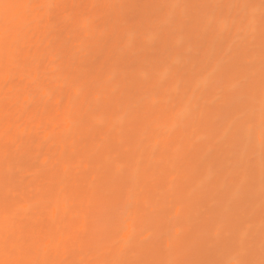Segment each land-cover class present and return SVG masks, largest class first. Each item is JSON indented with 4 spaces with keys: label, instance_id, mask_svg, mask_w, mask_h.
I'll return each mask as SVG.
<instances>
[{
    "label": "rangeland",
    "instance_id": "374dc122",
    "mask_svg": "<svg viewBox=\"0 0 264 264\" xmlns=\"http://www.w3.org/2000/svg\"><path fill=\"white\" fill-rule=\"evenodd\" d=\"M40 1L0 0V207L14 229L42 230L35 239L21 226L24 240L0 221L19 242L41 238L13 262L264 264V0H49L33 11ZM15 18L26 27L16 50L6 40Z\"/></svg>",
    "mask_w": 264,
    "mask_h": 264
},
{
    "label": "bare ground",
    "instance_id": "6f19581e",
    "mask_svg": "<svg viewBox=\"0 0 264 264\" xmlns=\"http://www.w3.org/2000/svg\"><path fill=\"white\" fill-rule=\"evenodd\" d=\"M48 1H49V0H41L38 4H36L35 6L31 7V9H33V11H34V10L36 11L37 9H39V7H42V8H43V7H46ZM53 1H54V0H53ZM63 1H64V0H63ZM74 1H75V0H74ZM81 2H82V1H81ZM107 2H108V1H107ZM120 2H121V1H120ZM58 3H59V2H58ZM61 3H62V2H61ZM65 3H66V1H65ZM79 3H80V2H79ZM108 3H109V2H108ZM51 4H53V3H51ZM80 4H81V3H80ZM104 4H105V3H104ZM121 4H122V3H121ZM56 6H57V5H56ZM61 6H62V5H61ZM70 6H71V5H70ZM72 6H74V5H72ZM77 6H78V5H77ZM130 6H132V5H130ZM53 7H54V9H55V6H53ZM58 7H59V6H58ZM62 7H63V6H62ZM74 7L76 8V6H74ZM74 7H73V9H74ZM123 8H124V7H123ZM125 8H126V7H125ZM50 9H51V8H50ZM65 9H66V7H65ZM73 9H72V10H73ZM80 9H81V8H80ZM130 9H131V8H130ZM57 10H59V9H57ZM75 10H76V9H75ZM77 10H78V9H77ZM122 10H123V9H122ZM125 10H126V9H125ZM40 11H41V10H40ZM49 11H50V10H49ZM51 11H52V10H51ZM55 11H56V10H55ZM63 11H64V10H63ZM65 11H66V10H65ZM82 11H83V10H82ZM56 12H57V11H56ZM80 12H81V11H80ZM91 12H92V11H91ZM93 12H95V11H93ZM128 12H129V11H128ZM36 13H37V12H36ZM52 13H53V12H52ZM52 13L50 12V14H52ZM59 13H60V12H59ZM61 13H62V12H61ZM61 13H60V14H61ZM71 13H72V12H71ZM71 13H69V14H71ZM78 13H79V12H78ZM84 13H85V12H84ZM39 14H40V13H39ZM63 14H64V13H63ZM75 14H76V13H75ZM81 14H82V13H81ZM81 14H79V15H81ZM55 15H56V13H55ZM58 15H59V14H58ZM58 15H56L55 17H58ZM79 15H78V16H79ZM91 15H92V14H91ZM38 16H39V15H38ZM70 16H72V17L75 18V15H74V14H73V15H70ZM83 16H85V15L83 14ZM88 16H89V14H88ZM76 17H77V16H76ZM80 17H81V16H80ZM86 17H87V14H86ZM51 18H53V16L50 17V19H51ZM77 18H78V17H77ZM15 19H16V21H17L16 24H18V25H17L14 29H13V26H14V25L11 26V30L13 31V34L10 35V36H9V34H8V36H9L8 38H9V39H8V38L6 39V40H9V41L11 42L10 45H11V44L14 45L15 41H17V39H16V35H15L16 33H14V32H16L15 30H16V29H17V30L19 29V31H20V28H22V29L26 28V27H20L21 22H23L22 19H20V18H15ZM61 19H62V18H61ZM36 20H37V19H36ZM59 20H60V19H58V21H59ZM70 20H72V19L70 18ZM85 20H87V19H85ZM44 21H45V20H44ZM49 21H50V20H49ZM75 21H77V20H75ZM81 21H84V18H83V20L81 19ZM87 21H89V20H87ZM91 21H92V20H91ZM91 21H90V22H91ZM41 22H43V21L41 20ZM41 22H40V23H41ZM69 22H70V21H69ZM69 22H66L65 24L68 25ZM73 22H74V20H73ZM73 22H72V24H73ZM79 22H80V21H79ZM126 22H128V21H126ZM126 22H125V23H126ZM23 23H25V22H23ZM60 23H61V22H60ZM84 23H85V24H84ZM84 23L82 22V24L86 25V22H85V21H84ZM121 23H122V22H121ZM16 24H15V25H16ZM54 24H55V23H54ZM61 24H62V23H61ZM61 24H60V25H61ZM72 24H71V25L69 24L68 26H69V27H72ZM1 25H2V24H1ZM9 25H10V24H9ZM34 25H36V24H34ZM41 25H42V24H41ZM67 25H66V26H67ZM74 25H75V23H74ZM88 25H89V23H88ZM123 25H125V24H124V21H123ZM126 25H127V24H126ZM29 26H31V25H29ZM56 26H58V25L56 24ZM64 26H65V25H64ZM64 26H61V27L63 28ZM81 26H82V25H81ZM4 27H5V29H7V30L10 29V26L4 25ZM18 27H20V28H18ZM27 27H28V26H27ZM35 27H36V26H35ZM35 27L33 26V29H35ZM40 27H41V26H40ZM40 27H39V28H40ZM46 27H47V26H46ZM46 27H45V28H46ZM87 27H88V26H87ZM0 28L2 29V26H1ZM53 28H54V26H53ZM55 28H57V27H55ZM65 28H66L65 30H68V29H69V28L67 29V27H65ZM78 28H79V27H78ZM78 28H76V29H74V30H77ZM82 28H83V27H82ZM31 29H32V27H31ZM37 29H38V26H37ZM85 29H86V28H85ZM7 30H6V31H7ZM35 30H36V29H35ZM43 30H44V28H43ZM86 30H87V29H86ZM26 31H27V30H26ZM33 31H34V30H33ZM40 31H41V30H40ZM62 31H63V30H62ZM71 31H73V30H71ZM17 32H18V31H17ZM67 32H69V31H67ZM140 32H142V31H140ZM27 33H29V31H28ZM71 33H73V32H71ZM78 33H79V32H78ZM38 34H39V33H38ZM128 34H129L128 36H130V39H128V40H131V37H132L133 35L131 36L130 33H128ZM23 35H24V34H23ZM28 35H29V34H28ZM141 35H142V34H141ZM145 35H146V36H145ZM145 35H144V36L142 35V36H143L144 38H145V37H148V35H147L146 33H145ZM42 37H43V35H42ZM108 37H111V36H108ZM112 37H113V36H112ZM135 37H136V35H135ZM33 38H34V37H33ZM35 38H36V37H35ZM37 38L39 39V36H38ZM1 39L3 40L4 38L1 37ZM19 39H20V38H19ZM40 39H41V38H40ZM133 39H134V38H133ZM20 40H21V39H20ZM20 40H18V41H20ZM41 40H42V39H41ZM50 40H51V39H50ZM0 41H1V40H0ZM49 42H50V41H49ZM52 42H53V41H52ZM16 43H17V42H16ZM16 43H15V45H16ZM50 43H51V42H50ZM71 43H72V42H71ZM73 43H75V42L73 41ZM73 43H72V44H73ZM41 44H42V43H41ZM72 44H71V45H72ZM0 45H1V44H0ZM15 45H14V47H13V46H10V47L15 49ZM52 45H53V43H52ZM74 45H75V44H74ZM77 45H78V44H77ZM10 47H9V48H10ZM55 47H56V45H55ZM82 47H83V46H82ZM109 47H110V46H109ZM113 47H114V46H113ZM11 48H10V49H11ZM42 48H43V47H42ZM78 48H79V47H78ZM0 49H3V48H0ZM15 50H16V49H15ZM15 50H14V51H15ZM48 51H49V50H48ZM52 51H54V50H52ZM110 52H111V50H110ZM49 53H50V52H49ZM0 59H1V58H0ZM8 60H9V59L7 58V61H8ZM10 60H11V59H10ZM10 60H9V61H10ZM1 61H4V60H0V62H1ZM1 63H2V62H1ZM8 63H9V62H8ZM2 65H3V64H2ZM10 65H11V64H10ZM10 65H8V67H9ZM6 66H7V63H6V65H5V68H6ZM11 66H12V65H11ZM12 67H13V66H12ZM18 67H19V66H18ZM176 67H177V66H176ZM15 68H16V67H15ZM1 69H2V68H0V80L4 82V81L6 80V78H5V76H4L5 73H3L4 70H1ZM6 69H7V68H6ZM10 69H11V68H10ZM16 69H17V68H16ZM176 69H177V68H175V70H176ZM22 70H24V69H22ZM177 70H178V69H177ZM7 71H8V69H7ZM12 71H13V70H12ZM17 71H18V70H17ZM138 71L140 72V70H138ZM19 72H20V71H19ZM135 72H136V71H135ZM139 72H137V73H139ZM108 73H109V72H108ZM137 73H136V75H138ZM140 73H141V74H139V76H140L141 78H142V76L144 77V75H142L143 73H142V72H140ZM160 73H161V71H160ZM160 73L158 72V74H160ZM101 74H102V73H101ZM161 74H162V73H161ZM14 75H15V74H14ZM106 75H107V73H106ZM172 75H174V74H172ZM6 76H7V75H6ZM17 76H18V75H17ZM21 76H23V75H21ZM25 76H27V75L25 74ZM29 76H30V74H29ZM29 76H28V77H29ZM90 76H91V75H90ZM131 76L133 77V74H132ZM170 76H171V75H170ZM1 77H4L5 80H4V78H3V80H2ZM9 78H10V77H9ZM25 78H26V77H25ZM108 78H110V76L107 77V78H105V80L108 79ZM114 78H115V77H114ZM173 78H174V77H172V79H173ZM90 79H91V78H90ZM138 79H139V78H138ZM142 79H143V78H142ZM176 79H177V81H176ZM176 79H175V81H176L175 84L179 81L178 78H176ZM8 80H11V79H8ZM14 80H15V79H14ZM87 80H88V79H87ZM111 80H113V78H112ZM31 81H32V80H31ZM118 81H119V80H118ZM118 81H116V82H118ZM140 81H141V79H140ZM168 81H169V80H168ZM173 81H174V80H173ZM16 82H17V81H16ZM18 82H19V81H18ZM24 82H25V81H24ZM29 82H30V81H29ZM98 82H99V81H98ZM104 82H105V81H104ZM107 82H108V81H107ZM112 82H114V80H113ZM112 82H110V83L112 84ZM116 82H115V83H116ZM141 82H142V81H141ZM187 82H188V81H187ZM190 82H191V81H189L188 84H189L190 87H192L193 84L191 85ZM0 83H1V82H0ZM6 83H7V81H6L5 83H3V85H4V84L6 85ZM27 83H28V81H27ZM105 83H106V82H105ZM123 83H124V82H123ZM123 83H122V84H123ZM143 83H144V80H143ZM7 84H8V87H9V85H11V84H9V83H7ZM13 84H14V82L12 83V86H13ZM21 84H22V83H21ZM25 84H26V83H25ZM120 84H121V83H120ZM179 84H180V83H179ZM184 84H185V82H184ZM22 85H23V84H22ZM72 85H73V84H72ZM74 85H75V84H74ZM171 85L174 86V84H171ZM181 85H182V84H181ZM185 85H186V84H185ZM12 86H11V87H12ZM100 86H101V85H100ZM113 86H114V85H112V89H113ZM115 86H116V85H115ZM119 86H120V85H119ZM183 86H184V85H183ZM14 87H15V89L17 88V86H13V88H14ZM106 87H108V85H107ZM175 87H176V86H175ZM184 87H185V86H184ZM25 88H26V87H24V89H25ZM41 88H42V87H41ZM92 88H93V86H92ZM110 88H111V87H110ZM114 88H115V87H114ZM181 88H182V87H181ZM6 89H7V88H6ZM9 89H10V88H9ZM9 89H7V90H9ZM42 89H44V88H42ZM78 89H79V88H78ZM115 89H116V88H115ZM89 90H90V89H89ZM119 90H120V89H119ZM22 91H24V90H22ZM26 91H27V92H30V91H28V90H26ZM43 92H44V91H43ZM86 92H87V91H86ZM88 92H89V91H88ZM1 93H2V92H1ZM44 93L47 94L46 92H44ZM84 93H85V92H84ZM91 93H92V92H91ZM3 94H4V92H3ZM10 94H11V93H10ZM97 94H98V92H97ZM102 94H103V93H102ZM105 94H106V93H105ZM164 94H166V93L164 92ZM109 95H111V93H110ZM6 96H7V95H6ZM6 96H5V97H6ZM53 96H54V95H53ZM73 96H74V95H73ZM107 96H108V94H107ZM119 96H120V95H119ZM166 96H167V99H168V94H167ZM166 96H163V100H167V99H164V97H166ZM9 97H10V96H9ZM67 97H68V96H67ZM85 97H86V96H85ZM88 97H89V95H88ZM169 97H170V96H169ZM173 97H174V96H173ZM6 98H7V97H6ZM6 98H5V99H6ZM65 98H66V97H65ZM65 98H64V99H65ZM70 98H71V97H70ZM75 98H77V96H76ZM75 98H74V99H75ZM78 98H79V97H78ZM86 98H87V97H86ZM89 98H90V97H89ZM102 98H103V97H102ZM108 98H109V97H108ZM115 98H116V97H115ZM119 98H120V97H119ZM119 98H118V99H119ZM121 98H123V97H121ZM171 98H172V97H171ZM2 99H3V98H2ZM54 99H55V98H54ZM79 99H80V98H79ZM81 99H83V98H81ZM112 99H113V97H112ZM169 99H170V98H169ZM69 100H70V99H69ZM83 100H84V99H83ZM56 101H57V100H56ZM65 101H66V100H65ZM75 101H76V100H75ZM78 101L81 103L82 100H81V101L78 100ZM110 101H111V100H110ZM112 101H113V100H112ZM121 101H123V99H122ZM121 101H120V102H121ZM76 102H77V101H76ZM114 102H115V101H114ZM120 102H119V103H120ZM131 102H133V101H131ZM66 103H67V102H66ZM74 103H75V102H74ZM84 103H85V102H84ZM84 103H83V104H84ZM119 103L116 104V105H117V107H116L117 109L120 107V106L118 107V104H119ZM123 103H126V101L123 102ZM168 103H169V102H168ZM170 103H171V101H170ZM86 104H88V103H86ZM128 104H129V106H130V103H129V102H128ZM132 104H133V106H134V103H132ZM252 104H253V103H252ZM61 105H62V104H61ZM65 105H66V104H65ZM69 105H70V104H69ZM73 105H74V104H73ZM80 105H81V104H78L79 107H81ZM84 105H85V104H84ZM116 105L114 104V106H116ZM123 105H124V104H123ZM123 105H122V106H123ZM82 106H83V105H82ZM85 106H86V105H85ZM137 106H139V105H137ZM147 106H148V105H147ZM79 107H77V110L80 109ZM87 107H88V106H87ZM87 107H84V109H87ZM125 107H128V106H125ZM143 107H144V106H143ZM145 107H146V106H145ZM150 107H151V106H150ZM162 107H163V106H162ZM190 107L193 108V106H190ZM253 107H254V105H253ZM61 108H62V107H61ZM63 108H65V107L63 106ZM63 108H62V109H63ZM71 108H72V107H71ZM81 108H83V107H81ZM120 108H121V107H120ZM139 108H140V107H139ZM153 108H155V107H153ZM156 108H157V107H156ZM158 108H159V107H158ZM124 109H125V108H124ZM124 109H123V110H124ZM126 109H127V108H126ZM74 110H76V104H75V108L73 109V112H75ZM82 110H83V109H82ZM82 110H78V111L81 112ZM90 110H91V109H90ZM90 110H89V111H90ZM113 110H114V108H113ZM121 110H122V109H121ZM127 110H130V109H127ZM133 110H134V108H133ZM133 110H132V111H133ZM144 110L146 111V109H144ZM150 110H151V108H150ZM150 110H149V111H150ZM152 110H153V109H152ZM157 110H158V109H157ZM58 111H59V110H58ZM63 111H64V109H63ZM69 111L71 112L72 110H69ZM84 111H85V110H84ZM124 111H125V110H124ZM154 111H155V110H154ZM159 111H160V110H159ZM70 112L68 113V115L70 114ZM73 112H72V115H73ZM86 112L88 113V111H86ZM91 112H93V111H91ZM128 112H129V111H128ZM146 112H147V111H146ZM62 113H64V112H62ZM94 113H95V112H94ZM149 113H150V112H149ZM152 113H153V112H152ZM76 114H77V113H76ZM78 114H79V113H78ZM85 114H86V113H85ZM115 114L120 118L119 114H120V115H121V114H124V112L118 113V110H117V113H115ZM115 114H114V115H115ZM125 114H126V113H125ZM125 114H124V116H126ZM127 114H128V113H127ZM74 115H75V114H74ZM81 115H82V114H81ZM81 115L79 114L80 117H81ZM83 115H84V114H83ZM91 115H92V114H91ZM111 115H112V114H111ZM49 116H50V114H49ZM59 116H60V115H59ZM61 116H62V115H61ZM77 116H78V115H77ZM84 116H86V115H84ZM84 116H82V117L84 118ZM117 116H116V117L114 116V117L117 119ZM121 116H122V115H121ZM129 116H130V115H129ZM69 117L71 118V115H69ZM72 117H73V116H72ZM92 117H93V115H92ZM96 117H97V121H96ZM99 117H100V119H101V116L99 115V116H94L91 120H95L96 123H97L98 121H100V120H98ZM114 117H113V118H114ZM127 117H128V115H127ZM74 118H76V117H73V119H74ZM89 118H90V117H89ZM113 118H112V119H113ZM119 118H118V119H119ZM160 118H161V117H159L158 119H160ZM163 118H164V117H163ZM2 119H3V120H6L5 118H2ZM7 119H8V118H7ZM79 119H80V118H79ZM85 119H86V118H85ZM112 119H109V120H112ZM120 119H121V121H122V119H124L123 116H122ZM126 119H127V118H126ZM0 120H1V117H0ZM8 120H9V119H8ZM8 120H7V122H8ZM46 120H47V119H46ZM55 120H56V119H55ZM70 120H71V119H69L66 115H63V117L60 119L61 125H63L64 127H68L69 125L72 126L73 124L76 123V122H75V123L72 124V123L70 122ZM80 120H81V119H80ZM103 120H104V117H103ZM114 120H115V119H114ZM114 120H112V121H114ZM129 120H132V119H130V117H129ZM72 121H73V120H72ZM77 121H78V120H77ZM84 121H85V120H84ZM88 121H89V120H88ZM88 121H87V122H88ZM95 121H94V122H95ZM101 121H102V119H101ZM104 121H105V120H104ZM117 121H118V120H117ZM117 121H116V122H117ZM44 122H45V121H44ZM44 122H43V123H44ZM119 122H120V121H119ZM119 122H118V123H119ZM131 122H132V121H131ZM160 122H161V121H160ZM160 122H159V126L163 124V122H162V124H160ZM82 123H83V122H82ZM82 123H81V126H82ZM85 123H86V122H85ZM89 123L91 124V122H89ZM0 124H2L1 121H0ZM48 124H49V123H48ZM53 124H54V123H53ZM83 124H84V123H83ZM99 124H100V122H99ZM101 124H102V123H101ZM106 124H107V123H106ZM111 124H112V123H111ZM111 124H110L109 126H112ZM9 125H11V124H9ZM46 125H47V124H46ZM78 125H79V123L77 122V126H78ZM0 126H1V128H2V129L0 130V132H1V133H0L1 135H0V136L3 135L2 138L0 139V142H3L2 140H3L4 134L6 133V132L4 133V131H6V130H3V129H5L6 127L3 128V125H0ZM43 126H44V125H43ZM90 126H91V125H90ZM104 126H105V125H104ZM69 127H70V126H69ZM73 127H74V125H73ZM93 127H94V126H93ZM100 127H101V126H100ZM107 127H108V126H107ZM107 127H106V128H107ZM114 127H115V126H114ZM11 128H12V127H11ZM85 128H86V127H85ZM91 128H92V127H91ZM94 128H95V127H94ZM108 128L110 129V127H108ZM76 129H77V128H76ZM82 129H83V128H82ZM86 129H87V128H86ZM97 129H98V128H97ZM111 129H112V127H111ZM61 130H62V129H61ZM65 130H66V129H65ZM88 130H89V129H88ZM92 130H93V129H92ZM98 130H99V129H98ZM100 130H101V129H100ZM106 130H107V129H106ZM73 131H74V129H73ZM75 131H76V130H75ZM83 131H84V129H83ZM86 131H87V130H86ZM93 131H94V130H93ZM101 131H102V130H101ZM80 132H81V130H80L78 133H80ZM89 132H90V131H89ZM97 132H100V131H97ZM103 132H105V130L102 131L101 133H103ZM107 132H108V131H107ZM114 132L117 133L116 130H115ZM3 133H4V134H3ZM7 133H8V132H7ZM90 133H91V132H90ZM105 133H106V132H105ZM110 133H111V132H110ZM110 133H109V134H110ZM75 134H76V133H75ZM86 134H87V133H86ZM97 134H98V133H97ZM103 134H104V133H103ZM109 134H108V135H109ZM112 134H113V133H112ZM112 134H111V135H112ZM68 135H69V134H68ZM83 135H84V134H83ZM91 135H92V134H91ZM91 135H90V136H91ZM94 135H95V134H94ZM105 135H106V134H105ZM119 135H120V134H119ZM79 136H80V135H79ZM97 136H98L99 138H101V139H102V137H103V135L101 136V134H100V135H97ZM100 136H101V137H100ZM109 136H110V135H109ZM5 137H6V136H5ZM5 137H4V138H5ZM8 137H9V136H8ZM10 137H11V136H10ZM77 137H78V136H76V138H77ZM85 137H86V139H87V136H85ZM88 137H89V135H88ZM112 137H113V136H112ZM83 138H84V136H83ZM81 139H82V137H81ZM81 139H80V140H81ZM88 139L90 140V138H88ZM94 139H95V138H94ZM94 139H93V140H94ZM101 139H100V140H101ZM108 139H109V138H108ZM4 140H5V139H4ZM8 140H9V139H8ZM97 140H98V139H97ZM100 140H99V141H100ZM106 140H107V139H106ZM116 140H117V139H116ZM116 140H115V141H116ZM71 141H72V140H71ZM77 141H79V140H77ZM94 141H95V140H94ZM99 141H98V142H99ZM103 141H104V140H103ZM115 141H114V142H115ZM75 142H76V141H75ZM81 142H82V141H80V144H81ZM84 142H85V141H84ZM87 142H88V141H86V143H87ZM98 142H97V143H98ZM100 142H101V141H100ZM16 143H17V142H16ZM101 143H102V142H101ZM75 144H77V143H75ZM88 144H89V142H88ZM98 144H99V143H98ZM0 145H1V144H0ZM65 145H66V144H65ZM162 145H163V144H162ZM74 146H75V145H74ZM94 146H96V145H94ZM160 146H161V145H160ZM65 147H66V146H65ZM77 147H78V145H77ZM86 147H88V146H86ZM162 147H163V146H162ZM168 147H169V146H168ZM2 148H4L3 143H2ZM2 148H0V149H2ZM135 148H136V147H135ZM158 148L161 149V147H158ZM67 149H68V148H67ZM80 149H81V148H80ZM80 149H79V150H80ZM91 149H92V148H91ZM94 149H95V148H94ZM97 149H98V148H97ZM113 149H114V148H113ZM159 149H158V150H159ZM2 150H3V149H2ZM103 150H104V149H103ZM141 150H142V149H141ZM163 150H164V148H163ZM173 150H175V149H173ZM67 151H68V150H67ZM80 151H81V150H80ZM84 151H85V149H84ZM114 151H115V150H114ZM139 151H140V150H139ZM139 151H138V152H139ZM155 151H156V150H155ZM171 151H172V149H171ZM3 152L5 153L4 150H3ZM3 152H2V153H3ZM94 152H95V151H94ZM115 152H116V151H115ZM158 152H161V151H158ZM173 152H175V151H172V153H173ZM176 152H177V151H176ZM83 153H85V152H83ZM118 153H119V152H118ZM129 153H130V152H129ZM139 154H140V152H139ZM158 154H160V153H158ZM162 154H163V153H162ZM2 155H3V154H2ZM9 155H10V154H9ZM89 155H90V154H89ZM97 155H98V154H97ZM104 155H105V154H104ZM172 155H173V154H172ZM175 155H176V154H175ZM175 155H174V156H175ZM87 156H88V155H87ZM100 156H101V155H100ZM111 156H114V155L111 154ZM130 156H131V154H130ZM158 156H159V155H158ZM164 156H165V154L163 155V157H164ZM167 156H168V155H167ZM10 157H11V156H10ZM78 157H79V156H78ZM92 157H93V156H92ZM106 157H107V156H106ZM141 157H142V156H141ZM89 158H90V157H89ZM160 158H161V157H160ZM44 159H45V158H44ZM101 159H104V158H101ZM106 159H109V158H106ZM118 159H119V158H118ZM140 159H141V158H140ZM142 159H143V158H142ZM165 159H166V158H165ZM167 159H168V158H167ZM53 160H54V159H53ZM104 160H105V159H104ZM110 160H111V159H109V162H110ZM112 160H113V158H112ZM144 160H145V159H144ZM147 160H148V159H147ZM102 161H103V160H102ZM102 161H101V162H102ZM120 161H121V160H120ZM96 162H97V161H96ZM111 162H112V161H111ZM114 162L116 163L117 161H114ZM114 162H112V163H114ZM47 163H48V161H46V164H47ZM56 163H57V162H56ZM56 163H55V165H56ZM87 163H88V162H87ZM115 163H114V164H115ZM146 163L149 164L150 161H147ZM116 164H117L118 166H120L121 168L123 167L122 165H119V163H116ZM143 164H144V163H143ZM73 165H74V164H73ZM96 165H97V164H96ZM136 165H137V163H136ZM145 165H147V164H145ZM56 166H57V165H56ZM58 166H59V165H58ZM66 166H67V165H66ZM78 166H79V165H78ZM111 166H113V165H111ZM147 166H148V165H147ZM51 167H52V166H51ZM59 167H60V166H59ZM68 167H69V166H68ZM80 167H81V166H80ZM95 167H96V166H95ZM114 167H115V165H114ZM115 168H116V167H115ZM115 168H113V169H115ZM121 168H120V170H121ZM141 168H142V167H141ZM73 169H74V168H73ZM73 169H72V170H73ZM108 169H109V168H108ZM113 169H112V170H113ZM116 169L118 170V168H116ZM116 169H115L114 171H117ZM138 169H139V168H138ZM52 170H54V169H51L50 171H52ZM70 170H71V169H70ZM87 170H88V169H87ZM54 171H55V170H54ZM54 171H53L52 173H54ZM110 171H111V170H110ZM114 171H113V172H114ZM122 172H123V171H122ZM42 173H46V174L49 175V172H46V171H45V172H42ZM70 173H72V172H70ZM107 173H108V172H107ZM109 173H110V172H109ZM111 173H112V171H111ZM114 173H115V172H114ZM46 174H44V175H46ZM57 174H58V173H57ZM77 174H79V173H77ZM97 174H98V173H97ZM97 174H96V175H97ZM41 175H42V174H41ZM41 175H40V176H41ZM44 175H43V176H44ZM48 175H47V176H48ZM47 176H46V177L44 176L45 179L47 178ZM76 176H77V175H76ZM81 176H82V175H81ZM89 176H90V175H89ZM89 176H87V177H89ZM105 176H106V175H105ZM112 176H113V175H112ZM37 177L39 178V176H37ZM41 177H42V176H41ZM44 177H43V178H44ZM74 177H75V175H74ZM90 177L92 178V176H90ZM97 177H98V176H97ZM55 178H56V177H55ZM59 178H60V177H59ZM78 178H79V176H78ZM45 179L41 180V182H42V181L45 182V181H44ZM49 179H51V178H48L47 180H49ZM52 179H53V178H52ZM63 179H65V177L62 178V180H63ZM74 179H75V178H74ZM81 179H82V178H80V180H81ZM85 179H86V178H85ZM89 179H90V178H89ZM96 179H97V178H96ZM96 179H95V180H96ZM118 179H119V178H118ZM53 180H54V179H53ZM59 180H61V179H59ZM70 180H71V178H70ZM70 180H69V181H70ZM75 180H76V179H75ZM91 180H92V179H91ZM104 180H105V179H104ZM39 181H40V180H38V182H39ZM49 181H50V180H49ZM55 181H56V179H55ZM55 181H54V182H55ZM64 181H65V180H64ZM66 181H67V180H66ZM71 181H72V180H71ZM73 181H74V180H73ZM84 181H87V180H84ZM105 181H106V180H105ZM43 182H42V183H43ZM54 182H53V183L50 182V183H52V185H53ZM81 182H82V181H81ZM90 182H91V181H90ZM57 183L59 184L60 181L57 182ZM61 183H62V182H61ZM83 183H84V182H83ZM93 183L95 184V182H93ZM93 183H92V184H93ZM109 183H110V182H109ZM39 184H40V183H39ZM46 184L49 185V182H47ZM86 184H87V182H86L84 185H86ZM88 184H89V183H88ZM98 184H99V183H98ZM105 184H107V183H105ZM110 184H111V183H110ZM113 184H115V183H113ZM113 184H112V186H113ZM42 185H43V184H40L39 186H42ZM48 185H46V186L48 187ZM54 185H55V184H54ZM90 185H91V184H90ZM90 185H89V187H88L89 189H90ZM6 186H7V185H6ZM39 186H38V187H39ZM43 186L46 187L45 185H43ZM43 186H42V187H43ZM94 186H95V185H94ZM120 186H121V185H120ZM42 187H41V188H42ZM44 187H43V189H44ZM49 187H50V186H49ZM58 187L62 188L61 185H59ZM58 187H57V188H58ZM85 187H86V186H85ZM91 187H92V185H91ZM57 188H56V190L58 191ZM116 188H117V187H116ZM39 189H40V188H39ZM47 189H48V188H47ZM49 189H50V188H49ZM53 189H54V187H53ZM65 189H66V188H65ZM83 189H84V188H83ZM62 190H63V189H62ZM86 190H87V188H86ZM39 191H41V190H39ZM46 191H47V190H45L44 192L46 193ZM50 191H53V190L50 189ZM57 191H56V192H57ZM87 191H88V190H87ZM89 191H90V190H89ZM42 192H43V190H42ZM48 192H49V191H48ZM59 192H60V191H59ZM67 192L69 193L70 190H69V191H66V194H68ZM83 192H84V191H83ZM83 192H82V193H83ZM91 192H92V190H91ZM54 193H55V192H54ZM62 193H63V192H62ZM62 193H60V194H62ZM43 194H44V193H43ZM48 194H49V193H48ZM58 194H59V193H58ZM66 194H65V195H66ZM72 194H73V193H72ZM72 194H71V195H72ZM85 194H86V193H85ZM14 195H15V194H14ZM41 195H42V194H41ZM45 195H46V194H45ZM62 195H63V194H62ZM52 196H53V195H52ZM68 196H69V195H68ZM39 197H40V196H39ZM45 197H47V196H44L43 198L45 199ZM48 197H49V195H48ZM37 198H38V197H37ZM37 198H36V199H37ZM50 198H51V197H50ZM63 198H65V197H63ZM15 199H16V198H15ZM58 199H59V198H58ZM42 200H43V199H42ZM62 200H63V199H62ZM0 202H1V201H0ZM44 202H46V201H44ZM63 202H65V201H61V199H60V202H58V201H57V202H56V201L53 202V203H55V205H52V208H51V213H52V214H51V216H53L55 212L57 213V211H63V210L65 209V203H63ZM69 202H70V201H69ZM2 203H3V202H2ZM41 203H42V202H41ZM41 203H39V204H41ZM67 203H68V201H67ZM89 203H90V202H89ZM37 204H38V203H37ZM39 204H38V205H39ZM43 204H44V203H43ZM43 204H41V206H42ZM45 204H46V203H45ZM50 204H52V203H50ZM85 204H86V203H85ZM43 207H45V206H43ZM68 207H70V205H69ZM49 208H50V207H49ZM71 208H72V207H71ZM0 209H1V207H0ZM4 209H5V208H3V211H2V209H1V211L4 212V213H2V216H0V221L3 222V223H2L3 225H4V223H6V225H7V223H10V222H9V220H8V222H7V218H6V216H8V214H9L8 212H9L11 209H5V210H4ZM46 209H48V207H47ZM69 209H70V208H69ZM69 209L67 208V210L70 212ZM72 209H73V208H72ZM72 209H71V210H72ZM6 210H7V211H6ZM8 210H9V211H8ZM49 210H50V209H49ZM49 210H48V211H49ZM73 210H74V209H73ZM1 211H0V212H1ZM45 211H46V210H45ZM71 212H72V211H71ZM5 213H6L7 215H4ZM65 213H66V212H65ZM47 214H48V213H47ZM63 214H64V213H63ZM72 214H74V213L72 212L71 215H72ZM0 215H1V214H0ZM9 215H11V214H9ZM65 215H66V214H64V216H65ZM68 215H70V214H68ZM57 216H58V215H57ZM11 217H12V215L10 216V218H11ZM55 217H56V216H55ZM8 218H9V217H8ZM51 218H52V217H51ZM61 218H62V217H61ZM65 218H66V217H65ZM5 219H6V222H5ZM11 219H13V218H11ZM11 219H10V220H11ZM29 219H30V218H29ZM29 219H27V220H29ZM47 219H48V218H47ZM55 219H56V218H55ZM62 219H63V218H62ZM15 220H16V219H15ZM52 220H53V219H52ZM56 220H57V219H56ZM16 221L18 222V220H16ZM16 221H11L12 223H10V224H12V226H13V230H16V233L19 235V234H20V231H19V230H21L24 226L28 227V226H27V223H28V222H27V223L25 222L26 224H21V226H23V227L20 229V227H21V226H20V227H19V230H17V228L14 229V225H16V224L13 223V222H16ZM59 221H60V220H59ZM17 222H16V223H17ZM29 222H30V221H29ZM52 222H53V221H52ZM55 222H56V221H55ZM31 223H32V222H30V224H31ZM17 224L19 225L20 223H17ZM30 224H29V225H30ZM32 225H33V224H32ZM32 225H31V227H28V229H27L26 231H27L28 234H31V236L33 235L32 237H34V234H36V232L39 231V229H38V230H34V227H32ZM0 226H1V225H0ZM12 226L10 225V227H12ZM1 227H2V226H1ZM4 227H5V226H4ZM10 227L8 226V227H6V229L4 228L6 231H3V230H2L3 228H0V232H1V231H2L3 233H4V232H8V231L10 230V229H9ZM16 227H17V226H16ZM7 228L9 229L8 231H7ZM11 229H12V228H11ZM23 229H24V228H23ZM40 229H41V228H40ZM47 229H48V228H47ZM26 231H25V232H26ZM11 232H12V234L7 235V238H5L6 241L3 239V241H4L3 245H5V243H6V246H4V247H5V249H4V248H3V245H2V249H1V250H2L3 252H5L6 256H5L4 253H3L4 255L1 254L2 257H3V259H2V258L0 259V264H15V263H14L15 260H14V262H13V259H12V258H13V255H15V253L18 255V254H20V253H24V252H26L27 250H29V251H27L28 254H29V252L32 253L34 250H33V246H32L33 244H31V242L34 243V242H37L39 239H41V238L39 237L37 241H33V239H32V241H31V237H29V239L27 238V239H28V244H26L27 241H25V242H24L25 244H24V243H22L21 240H22V239L25 240V237L23 238L21 235H19V236H21V237H19L18 235H16V233L14 234L13 231L10 230L9 233H11ZM14 232H15V231H14ZM21 232H22V231H21ZM23 232H24V230H23ZM39 232H42V230H40ZM44 232H45V230H44ZM50 232L52 233V230H50ZM53 233H54V232H53ZM6 234H8V233H5V235H6ZM13 234H14V235H13ZM23 234H26V233H23ZM23 234H22V235H23ZM42 234H43V233H42ZM42 234H41V235H42ZM48 234H49V233H48ZM55 234H56V232H55ZM5 235H4V236H5ZM45 235H46V233H45ZM49 235H51V234H49ZM17 236H18L19 238H22V239H20V242H19V239H18ZM23 236H24V235H23ZM25 236H26V235H25ZM29 236H30V235H29ZM39 236H40V235H39ZM0 237H3V234H2V236H1V234H0ZM35 237H36V236H35ZM35 237H34V238H35ZM50 237H51V236H50ZM126 237H127V234L123 235V237H122V238H123V240H122L123 242H124V239H126ZM55 238H56V236H55ZM35 239H36V238H35ZM1 240H2V239H0V243H2ZM44 240H45V239H44ZM55 240H56V239H55ZM48 241H49V240H48ZM48 241H46L45 243L43 242V243L46 244ZM38 242H39V241H38ZM40 243H42V242H40ZM40 243H39V244H40ZM53 243H54V242H53ZM56 243H58V242H55V244H56ZM74 243H75V242H74ZM34 244H38V243H34ZM51 244H52V243H51ZM41 245H43V244H41ZM0 246H1V245H0ZM43 246H44V245H43ZM43 246H42V247H43ZM48 246H49V245H48ZM60 246H61V245H59V248H60ZM38 247H39V246H38ZM42 247H40V248L42 249ZM7 248H8V250H7ZM35 248H37V247H35ZM35 248H34V249H35ZM47 248H48V247H47ZM52 248H53V246H52ZM119 248H120V247H119ZM119 248H118V249H119ZM3 249H4V250H3ZM43 249H45V246H44ZM63 249H64V248H63ZM1 250H0V253H1ZM6 250H7L8 253H6ZM30 250H31V251H30ZM36 250H37V249H36ZM36 250H35V252H36ZM38 250H39V249H38ZM47 250H48V249H47ZM47 250H46V251H47ZM55 250H56V249H55ZM40 251H43V250H39V252H40ZM51 251H52V250H51ZM117 251L119 252L120 250H117ZM124 251H125V250H124ZM35 252H34V255H37ZM55 252H56V251H55ZM57 252H59V251H57ZM118 252H116V253H118ZM120 252H121V251H120ZM120 252H119V254H120ZM122 252H123V251H122ZM125 252H126V251H125ZM41 253L43 254V252H41ZM41 253H39V254H41ZM47 253H49V252H47ZM114 253H115V252H114ZM25 254H26V253H25ZM28 254H26V255H28ZM44 254H45V253H44ZM50 254H52V253H50ZM17 255H16V256H17ZM21 255H22V254H21ZM34 255H32V257H34ZM53 255H54V253H53ZM63 255H64V254H63ZM115 255H116V254H115ZM113 256H114V255H113ZM113 256H112V257H113ZM117 256H118V255H117ZM19 257H20V256H19ZM29 257H31V256H29ZM29 257H25V258H27V259L29 260ZM32 257H31V258H32ZM49 257H52V255H50ZM49 257H48V258H49ZM57 257H58V256H57ZM59 257H60V256H59ZM15 258H16V257H15ZM25 258H23V259H24L25 261H27ZM44 258H46V256H45ZM18 259L21 260L22 257H21V259H20V258H18ZM37 259H40V258H38V256H37ZM118 259H119V258H118ZM19 260H16V261H17L16 264H18V263L21 264V263H20L21 261L19 262ZM33 260H34V259L32 258V260H30V262L33 261ZM40 260H41V259H40ZM57 260H58V259H57ZM36 261H37V260H36ZM38 261H39V260H38ZM55 261H56V260H55ZM64 261H65V260H64ZM74 261H75V260H74ZM30 262L27 263V262H24V261H23L22 264H23V263H24V264H25V263L29 264ZM45 263H49V262L46 261ZM52 263H53V262H52ZM55 263H56V262H55ZM55 263H54V264H55ZM108 263H109V262H108ZM112 263H113V262H112ZM35 264H38V262L35 263ZM41 264H42V261H41ZM43 264H44V263H43ZM49 264H51V261H50ZM57 264H60V263H57ZM62 264H63V263H62Z\"/></svg>",
    "mask_w": 264,
    "mask_h": 264
}]
</instances>
